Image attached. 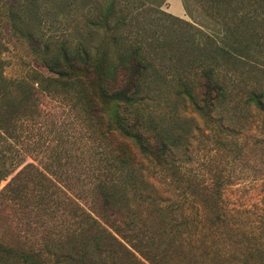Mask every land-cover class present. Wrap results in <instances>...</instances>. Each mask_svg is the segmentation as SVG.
<instances>
[{"label": "rangeland", "instance_id": "374dc122", "mask_svg": "<svg viewBox=\"0 0 264 264\" xmlns=\"http://www.w3.org/2000/svg\"><path fill=\"white\" fill-rule=\"evenodd\" d=\"M111 1L0 0L6 76L16 78L30 68L48 75L41 59L64 43L102 49L109 43L111 54L142 47L156 67L144 93L146 113L163 125L186 119L192 132L188 165L207 173L209 183L211 174L223 173L226 208L255 233L262 232L264 147L259 140L264 116L246 106V99L252 89L264 91V9L253 13L258 45L249 54L237 55L236 64L223 66L233 94L234 124H239V132L220 135L238 142L230 152L216 143L218 130L211 131L192 104L173 91L181 77L207 62L205 46L222 36V27L196 0H185L195 18L188 15L183 0H116L111 25L103 27L100 20ZM12 10L15 18L23 16L13 28ZM120 17L116 32L115 19ZM40 103L39 121L19 125L11 139L9 156L23 163L0 183V264H243L216 256L211 248L204 253L181 241L176 244L170 240L173 229L150 215L141 231L129 234L136 246L127 243L91 208L97 206L86 172L99 164L102 146L86 132L68 100L41 95ZM12 109L0 89V123L8 133L14 125ZM48 163H53V172L42 167ZM159 186L164 197L169 196L167 185Z\"/></svg>", "mask_w": 264, "mask_h": 264}, {"label": "trees", "instance_id": "16d2710c", "mask_svg": "<svg viewBox=\"0 0 264 264\" xmlns=\"http://www.w3.org/2000/svg\"><path fill=\"white\" fill-rule=\"evenodd\" d=\"M196 1L222 27V36L210 39L205 46L207 62L181 77L173 91L192 104L211 131L218 130L214 133L216 143L233 152L239 146L235 138L220 136L239 132L223 66L236 64L237 55L249 54L252 46L258 45L259 31L253 27L258 19L253 13L264 9V0ZM183 2L188 15L195 18ZM115 7L116 0H112L100 20L103 27H110ZM11 13V27H17L15 20L23 16L17 13L20 16L15 18L13 10ZM121 19H115L116 32ZM108 44L102 49L84 42L74 46L64 43L41 59L48 75L30 68L21 76L9 78L2 57L4 44L0 43V89L12 105L10 121L14 123L10 133L0 123V183L23 163L9 156L18 126L39 121L41 95L63 98L70 102L86 132L102 146L99 164L86 172L97 206L91 208L127 243L136 246L129 234L141 231L150 215L173 229L170 240L176 244L181 241L204 253H210L211 248L214 255L243 264H264V224L260 226L262 232L255 233L226 208L223 192L227 178L223 173L211 174L209 183L207 173L188 165L192 132L186 119L163 125L146 113L144 93L156 70L153 60L140 46L111 54L112 44ZM246 103L264 116V91L250 90ZM262 122L263 138L259 142L264 147V117ZM84 143L89 145L86 136ZM52 164L42 167L53 172ZM156 174L159 178L154 179ZM159 182L167 185L169 196L164 197Z\"/></svg>", "mask_w": 264, "mask_h": 264}, {"label": "bare ground", "instance_id": "6f19581e", "mask_svg": "<svg viewBox=\"0 0 264 264\" xmlns=\"http://www.w3.org/2000/svg\"><path fill=\"white\" fill-rule=\"evenodd\" d=\"M177 7V6H176ZM181 11V10H180ZM180 13V12H179Z\"/></svg>", "mask_w": 264, "mask_h": 264}]
</instances>
